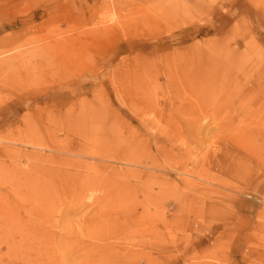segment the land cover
Returning <instances> with one entry per match:
<instances>
[{"label":"rangeland","instance_id":"obj_1","mask_svg":"<svg viewBox=\"0 0 264 264\" xmlns=\"http://www.w3.org/2000/svg\"><path fill=\"white\" fill-rule=\"evenodd\" d=\"M3 38L0 264H264V0H0Z\"/></svg>","mask_w":264,"mask_h":264},{"label":"bare ground","instance_id":"obj_2","mask_svg":"<svg viewBox=\"0 0 264 264\" xmlns=\"http://www.w3.org/2000/svg\"><path fill=\"white\" fill-rule=\"evenodd\" d=\"M42 7V6H41ZM5 11V10H3ZM7 23V22H6ZM3 24V23H2ZM14 26V25H13ZM19 26V25H18ZM112 27V26H111ZM111 27H105V28H102V29H99L98 33L99 35L100 34H104V33H108L110 32L113 28ZM27 30V29H26ZM97 31V30H96ZM91 32V31H90ZM89 32V34H90ZM85 34V33H84ZM25 35V34H24ZM83 35V34H82ZM20 36H16L15 37V40H17ZM13 38V37H12ZM4 39V38H3ZM3 39L0 40V42H6L7 40L4 39L5 41H3ZM8 39V38H7ZM19 40V39H18ZM9 41V40H8ZM10 42V41H9ZM8 43V42H7ZM6 43V44H7ZM4 44V43H3ZM2 44V45H3ZM24 44V43H22ZM15 45V44H13ZM12 45V47H14ZM4 46V45H3ZM9 46V45H8ZM24 46V45H22ZM1 47V46H0ZM3 49V48H2ZM8 48H6L7 50ZM37 49V50H36ZM9 50V49H8ZM35 52L38 54L37 57H41V55H43L44 51L43 48H35ZM5 51V49L3 50ZM34 52V51H33ZM0 53H1V50H0ZM7 53V52H6ZM35 53V54H36ZM3 55V54H1ZM26 56H29V54L26 52V50L24 51H20V52H17V54H11V55H8L6 57H1L0 56V92H8L16 89V88H20V84L23 82L24 78L26 77V75L28 74L29 72V67H28V63L25 64V59H26ZM48 57V56H46ZM42 59V58H41ZM40 60V59H39ZM43 60V59H42ZM38 61V60H37ZM34 62V61H33ZM34 68V67H33ZM27 82V81H26ZM14 97V96H13ZM84 102V101H83ZM26 138V137H25ZM27 139V138H26ZM260 140V138H259ZM263 140V138H262ZM3 141V140H1ZM9 140H7L8 142ZM6 142V143H7ZM259 142V141H258ZM1 152V151H0ZM8 154V152H6ZM4 156V155H3ZM2 158V156H1ZM0 158V159H1ZM8 159V158H7ZM4 160V158L2 159ZM1 160V161H2ZM4 162V161H3ZM6 163V162H5ZM7 165H9L7 163ZM2 187V186H1ZM0 187V188H1ZM1 190V189H0ZM2 191V190H1ZM4 191V190H3ZM263 220H264V217H263ZM263 230V228H262ZM251 255V253H250ZM253 256V254H252ZM258 261V260H257Z\"/></svg>","mask_w":264,"mask_h":264}]
</instances>
